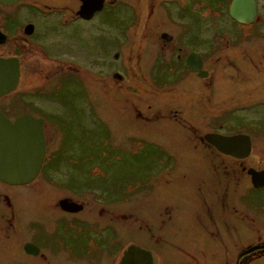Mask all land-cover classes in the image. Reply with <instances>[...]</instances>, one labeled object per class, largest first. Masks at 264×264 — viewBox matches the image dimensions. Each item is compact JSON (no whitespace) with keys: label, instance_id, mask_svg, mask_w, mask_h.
<instances>
[{"label":"rangeland","instance_id":"rangeland-1","mask_svg":"<svg viewBox=\"0 0 264 264\" xmlns=\"http://www.w3.org/2000/svg\"><path fill=\"white\" fill-rule=\"evenodd\" d=\"M176 1L107 0L85 24L73 21L80 0L0 5L8 35L0 57L22 65L2 106L12 120L42 118L48 145L31 189L0 188L31 202L16 225L22 241L0 222V264H18L31 222L52 223L64 197L86 210L67 216L73 252H45L52 264H119L132 246L150 250L155 264H264V198L252 194L246 170L264 169V33L246 29L230 47L225 20ZM29 23L33 35L23 31ZM190 50L205 55L209 77L186 69ZM218 131L252 134L253 156L216 153L205 137Z\"/></svg>","mask_w":264,"mask_h":264},{"label":"water","instance_id":"water-1","mask_svg":"<svg viewBox=\"0 0 264 264\" xmlns=\"http://www.w3.org/2000/svg\"><path fill=\"white\" fill-rule=\"evenodd\" d=\"M23 0H0V5L13 6ZM106 0H83L79 15L91 18L95 12L101 11ZM232 9L235 19L251 23L256 17L254 0H236ZM118 55H116L117 57ZM191 71L205 78L203 58L197 53L187 58ZM21 80V62L17 57H0V99L14 93ZM45 121L32 115H22L14 121L7 118L0 109V181L10 185H24L35 180L47 154V142L44 132ZM205 139L219 151L237 157L247 158L251 154L252 141L247 135L225 136L208 134ZM256 187L264 186V171L253 174ZM31 246L27 247L29 250ZM139 255L141 258L135 259ZM123 264H153L151 253L137 248L136 253L127 255Z\"/></svg>","mask_w":264,"mask_h":264},{"label":"flooded vegetation","instance_id":"flooded-vegetation-1","mask_svg":"<svg viewBox=\"0 0 264 264\" xmlns=\"http://www.w3.org/2000/svg\"><path fill=\"white\" fill-rule=\"evenodd\" d=\"M80 1H81V5L79 7V10H77L75 12L76 17L73 18V21L82 22L83 24H85L86 21H90V20L94 19L100 13V11L95 12V14L91 18L82 17L81 15H79V12H80L81 7L83 5V0H80ZM254 1L256 4V17L253 19V21L251 23L240 22L233 17L232 9L234 8V5H235L234 3L236 2V0H187V1L178 0V1H176V3H178V4L182 3L181 5H183V6H181L182 7L181 10L185 9V10L190 11V8H196L193 10L200 11V9H204V10L208 9V11L210 10V11L214 12L213 18L211 17L210 19L213 22H216L217 24L221 23L223 20H225L226 23L229 24V29L227 30V33L231 37V39L230 38L229 39H230V47H232L231 43L234 42L232 40L233 39L236 40L238 38L241 39L242 38L241 36L243 35L242 32L246 29L257 27V28H260V30L264 33V29H263V27H264V0H254ZM106 2H107V0L105 1L104 7L101 11H104V9L106 8L105 7ZM16 5H18V4H16ZM1 6H4V5H1ZM13 6H15V5H13ZM216 14H220V15L217 17ZM215 16L217 18H214ZM36 30H37V26L34 25L33 23L26 24L23 27V31L27 35L35 34ZM255 34H256V32L251 33V35H255ZM261 35H262L261 32H258L257 36L261 37ZM263 37H264V35H262V38ZM162 38L164 39V42L171 41L170 37H167L166 35L162 36ZM7 39H8V35L3 30H1L0 31V43H4ZM189 40H194V38L190 37ZM217 49H218L217 46H215V50H217ZM178 50L180 52H182L183 47L182 46L178 47ZM193 53H197V54L202 56V58H203L202 70L207 72L208 73L207 77H209L210 73L208 71L204 70L205 55L202 53L193 52V50L188 51L187 54L185 55L186 56L185 57V64L187 66L186 69L189 70L190 72L198 75V73L191 71V69L189 68V66L187 64V57ZM178 57L181 58V56H178ZM2 58H4V57H2ZM20 62H21V60H20ZM21 67H22V65H21ZM75 69H77V68H75ZM6 97L7 96L0 99V109H1L2 113L7 118L12 120L8 111H6L4 109V107L2 106V100L5 99ZM44 132H45V126H44ZM214 133L225 135V136L247 135V136H250L251 141H252L251 154L247 158H237V157L225 154V153L219 151L215 146H213L215 148L216 153H218L220 155L227 156V157H231V158H233L239 162L247 161L253 156L254 150H255V143H254V139L252 137V134L246 133V132H241V131H238V132L235 131L233 134H227L225 132L222 133V131H220V132L218 131V132H214ZM45 136H46V133H45ZM46 142H47V140H46ZM47 158H48V145H47V154H46V158L44 160L42 169H41L38 177L35 180H33L32 182H30L28 184H24V185H10V184H7L3 181H0V188H2L3 190H18V189H20V190H23L22 192H25L28 189H31L30 187L34 186V184L36 182H38V179L42 176L44 168H45L46 163H47ZM246 170H247V174L250 178V182L252 185V188H251L252 194L254 196H260L261 195L264 198V186L256 187L254 185V182H253V175L250 174V171H252L254 174L255 172H262V171H264V169H258L255 166L254 167L250 166V167H247ZM50 181H53V180L51 179ZM24 189H26V190H24ZM30 203L31 202H29V204H27L28 205L27 206V205H25V202L22 199L21 200L14 199V197L8 193H4V192L0 193V209H2V210L4 209L6 211L9 210L11 212L10 218H7L6 215H2L1 218L4 219L5 221L0 219V222L3 225V227H1V228L5 227L7 232H9L11 230H15L17 232V235L18 234L20 235L19 236L20 240H21L22 235H23L22 236L23 239L25 236L24 226L22 227L23 230L21 231L23 233H21L19 230L18 231L16 230V225L20 221L21 209H22V214L25 213L26 211L29 210V206L31 207ZM85 210H86V204H84L82 202L75 201L69 197L60 198L58 200V204L56 202L54 212H55V214H58L60 211L62 214L61 216L60 215L57 216L56 219H54L52 221V223H50V224H47L46 222L48 220H49V222H51V220L45 219V218L35 219L31 222V225H30L31 228L29 227V229L31 230L29 232L32 233L31 240L25 242L24 245L22 246V248L20 250V252L22 253V257L19 258L18 264H25V262H26L25 257L40 260V261H42V259H43L45 262L52 264L51 258L47 257L45 252H47L50 256H52L53 251H56L57 248L63 249L65 251H68V249H69L71 252H73V250L71 248H69V246H68V245H71V246L74 245V238H73V235L71 234L73 232V230H72L73 226H72V224H70V222H68L67 216L78 215L79 213H83ZM46 211L50 212L51 210L46 209ZM219 231H220V229H219ZM73 234H74V232H73ZM85 236L86 235H84V237L81 239L84 241L83 248H85V246H86ZM58 239L60 240V244H58L56 246ZM20 240H19V242H20ZM63 240L66 243L65 245L62 243ZM46 245L48 246L47 248H46ZM29 246H31V248L29 250H27V247H29ZM135 248H139V246H136ZM135 248H134V246L128 248L125 256H123L122 259L119 261V264H123L125 262L126 258H130V256L127 257L128 254L132 255V254L136 253ZM110 249H111V247H110ZM139 249H141L142 251H145L147 253H151V251L146 249V248L140 247ZM115 250H116V248H114V251ZM20 252H19V254H20ZM19 254H17V256H19ZM151 255L153 258V264H155V256L152 253H151ZM138 258H141V257L139 255H137L135 257V259H138ZM238 264H242V259H241V261L240 260L238 261Z\"/></svg>","mask_w":264,"mask_h":264},{"label":"bare ground","instance_id":"bare-ground-1","mask_svg":"<svg viewBox=\"0 0 264 264\" xmlns=\"http://www.w3.org/2000/svg\"><path fill=\"white\" fill-rule=\"evenodd\" d=\"M12 94H13V93H12ZM12 94H10V95H12ZM10 95H8L7 97H9ZM7 97H6V98H7Z\"/></svg>","mask_w":264,"mask_h":264}]
</instances>
